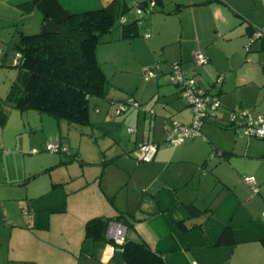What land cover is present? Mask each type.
<instances>
[{
  "label": "crops",
  "instance_id": "1",
  "mask_svg": "<svg viewBox=\"0 0 264 264\" xmlns=\"http://www.w3.org/2000/svg\"><path fill=\"white\" fill-rule=\"evenodd\" d=\"M111 1L0 0V25L13 27L14 45L20 33L55 31L69 13ZM124 1L130 9L148 2ZM135 14L128 20H140L137 35L115 36L95 49L107 79L95 111L105 137L116 144L109 134L124 140L118 155L129 151L136 158L137 145L152 141L157 151L150 167L173 166L174 172L169 180L152 175L138 187L134 206L122 208L106 186L73 171L79 155L62 136L68 123L8 102L0 121V264H125L121 244L107 235L108 225L119 222L108 223L105 239L85 236L87 220L120 212L133 221L125 237L144 240L164 264H264V140L242 136L227 124L233 109L264 116V36L244 49L254 28L264 26V0H155L151 11ZM6 39L0 33V52ZM196 49L208 58L202 66L192 63ZM175 61L201 89L217 95L220 105L201 135L167 145L170 119L192 120L167 76ZM152 65L157 75L146 80L144 69ZM4 97L0 93V101ZM130 97L140 107L129 104L119 116L110 113V104ZM153 103L155 115L143 106ZM56 140L69 152L44 149ZM33 148L38 151L31 153ZM242 175L256 179L257 192Z\"/></svg>",
  "mask_w": 264,
  "mask_h": 264
},
{
  "label": "trees",
  "instance_id": "2",
  "mask_svg": "<svg viewBox=\"0 0 264 264\" xmlns=\"http://www.w3.org/2000/svg\"><path fill=\"white\" fill-rule=\"evenodd\" d=\"M146 2L136 4L144 6ZM129 9L130 6L124 0H112L97 9L69 13L59 22L55 31L20 33L13 45L16 50L14 66L28 76L20 96L12 98L11 89L0 101V121L5 120L8 110L3 105L13 101V106L21 111L32 109L68 124L92 125L89 117L90 100L104 98L107 87V79L96 60L95 49L115 36L127 38L138 34L139 19L121 22ZM117 27L120 28L119 34L111 36L110 33ZM227 124L236 129L232 123ZM111 220L123 224L127 230L133 229L129 215L120 212L111 218L97 216L87 220L85 236L105 239V230ZM121 247L125 264H164L162 255L154 252L141 238L125 237Z\"/></svg>",
  "mask_w": 264,
  "mask_h": 264
},
{
  "label": "rangeland",
  "instance_id": "3",
  "mask_svg": "<svg viewBox=\"0 0 264 264\" xmlns=\"http://www.w3.org/2000/svg\"><path fill=\"white\" fill-rule=\"evenodd\" d=\"M133 8L126 13L125 18H127V20L130 19L131 16L134 17L136 15ZM119 30V27L115 28L110 35L114 37L116 34H119ZM0 33L5 34L7 38L0 52V93L3 94L4 97L5 94L12 89L11 96L12 98H16L22 94L28 74L20 70L17 66H14L16 61V50L13 47V42L9 41L11 39V33H13V27H2L0 25ZM192 63L195 64L194 61H192ZM150 68L156 67L152 65ZM182 68L186 72L183 66ZM186 74L188 73L186 72ZM167 76L169 82L172 83L170 80V73H168ZM98 101H101L100 98L95 97L92 98L89 103V114L93 125L78 126L69 124V133L64 130L62 136L69 142L70 150H76L79 155V159L74 161L77 168L74 167L73 171L75 173H80L82 178H92L96 183H101L102 186H106L107 192H111V199H114L122 208L131 209L134 206L138 192L137 189L141 184H145L152 175H156L163 180H169L174 172V168L173 166L167 168L162 164H159L156 168H151V163L137 160L129 151H125L122 155H118L119 151L117 146L120 145L122 149L125 148L124 140H117L116 134H114V136L112 133L109 134L111 138L113 137L116 140V144L110 138L105 137L104 132L106 128L104 127V123L99 120L101 115L95 111V104L98 103ZM115 102L118 101L116 100ZM154 104L156 105L157 103H153V110L157 107H154ZM143 106L150 107V105ZM9 109L11 110L10 107ZM32 113L38 112L33 110ZM110 113H113V106L111 104ZM155 114L156 113L153 115ZM45 117L49 118L50 116L45 115ZM49 119H51V121H56L53 118ZM163 143L167 144L165 141ZM79 168L81 170H79ZM130 231L131 230H128V233Z\"/></svg>",
  "mask_w": 264,
  "mask_h": 264
},
{
  "label": "built area",
  "instance_id": "4",
  "mask_svg": "<svg viewBox=\"0 0 264 264\" xmlns=\"http://www.w3.org/2000/svg\"><path fill=\"white\" fill-rule=\"evenodd\" d=\"M155 5V0H148L146 5L139 6L135 4V12L143 15L151 11ZM140 23V20L138 21ZM264 36V27H258L254 30L245 45L244 49L247 51L251 43ZM19 56V54H17ZM193 61L197 66L207 63L208 58L201 49H196L193 53ZM157 75V67L144 69V78L146 80ZM170 78L174 85L177 86L180 96L185 100L191 109L192 120L188 124L181 123L177 120L171 119L166 130L164 141L168 145H179L186 139L201 135V128L207 119L215 117L216 110L220 102L215 94H210L201 89L191 76H188L179 62L171 63ZM223 75L217 77V81H221ZM140 107L132 97L126 99L125 102H113V113L119 115L124 112L128 105ZM150 114H154L152 108L145 109ZM227 122L236 126V130L245 137H255L264 140V116L253 115L250 111L242 108L237 111H230L227 116ZM129 132L133 131L131 127L127 129ZM44 149L52 153H68L69 148L60 141L48 142L44 145ZM38 150L33 148L31 153H36ZM157 145L152 141H141L134 153L139 161L150 162L155 157ZM243 180L250 185L253 191H257L256 180L253 176L245 175ZM126 228L121 223H110L107 229L108 237L112 238L117 243L122 244L125 238ZM195 264V263H194Z\"/></svg>",
  "mask_w": 264,
  "mask_h": 264
}]
</instances>
